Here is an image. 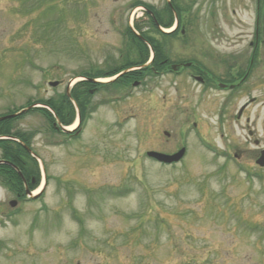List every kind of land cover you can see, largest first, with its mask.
Wrapping results in <instances>:
<instances>
[{"label": "rangeland", "instance_id": "1", "mask_svg": "<svg viewBox=\"0 0 264 264\" xmlns=\"http://www.w3.org/2000/svg\"><path fill=\"white\" fill-rule=\"evenodd\" d=\"M160 4L0 0V115L56 99L80 73L118 67L126 27L144 20L135 7ZM214 4L222 9L220 0L206 8ZM231 24L221 25L227 40L248 39ZM221 28L213 32L224 41ZM202 35L213 40L209 26ZM181 41L168 43L172 58L192 56ZM252 97L264 103L261 70L232 96L202 92L187 77H148L95 95L76 139L52 133L37 112L22 114L13 132L28 135L44 168L40 185L47 181L32 201L0 185V264H264V175L234 157L252 148L235 121ZM182 147L173 166L145 156Z\"/></svg>", "mask_w": 264, "mask_h": 264}, {"label": "flooded vegetation", "instance_id": "2", "mask_svg": "<svg viewBox=\"0 0 264 264\" xmlns=\"http://www.w3.org/2000/svg\"><path fill=\"white\" fill-rule=\"evenodd\" d=\"M157 1L161 2L158 7L144 5V20L131 32L133 36H135L134 33L137 34L136 38L146 48H152L150 41L153 40L160 54L145 58L142 56L134 62L135 65L132 68L139 67V69L123 76L127 81L132 79L129 82L130 88L143 85L148 78V73H151L155 78L187 77L200 87L202 92L220 91L232 96L241 92L250 80L258 76L260 70L264 74V0H220L222 6L220 10L215 9V4L212 9L206 8L208 3L211 5L212 0ZM215 1L213 0V3ZM166 6L173 11L174 25L169 35H163L161 31V28L170 22L165 16L168 12ZM230 7L231 11L228 14L226 11ZM151 10L158 17V21L153 19V24H150L146 15L152 17L149 13ZM243 14L248 17L246 22L240 19ZM218 22L220 25H217ZM231 23L244 29L248 33L246 36L248 39L244 41L227 40L226 30L229 27L234 28ZM221 25L227 29L223 30ZM207 26L210 27L213 38L210 41L202 37L203 30ZM218 27L222 29L224 41L216 39L213 31ZM164 37H168L169 40L164 41ZM175 39H181V42L191 50L192 56L187 59L172 58L168 53V43ZM132 42L136 43L130 36L128 44ZM134 84L138 85L134 87ZM68 85L67 82L64 95L67 94ZM99 93L105 94V91L93 85L87 90V95H81L83 99L81 106L85 111L91 106L92 98ZM88 96L91 97L88 98ZM250 109L252 114L249 113ZM235 121L244 122L245 126H240L241 130H246L244 141L252 145V148L241 151L237 155L238 159L242 156L246 157L254 163L255 174L264 175V166L256 165L261 157H264V103L259 102L257 97L250 98L237 111ZM1 156L0 154V159H2Z\"/></svg>", "mask_w": 264, "mask_h": 264}, {"label": "trees", "instance_id": "3", "mask_svg": "<svg viewBox=\"0 0 264 264\" xmlns=\"http://www.w3.org/2000/svg\"><path fill=\"white\" fill-rule=\"evenodd\" d=\"M155 19L158 21V17L154 15ZM152 21V20H151ZM172 21L167 23L165 26L169 27ZM135 41H138L135 37H133ZM152 45V49L155 52V56L159 55V51L154 43L153 40L150 41ZM132 56L139 58L144 56L147 57V49L146 47L141 43L138 42L137 45H135L132 49ZM134 64L130 63L127 66H132ZM118 72V69H115L114 71H110L107 76L114 75ZM105 74H101L99 72L89 75L92 78L95 77H103ZM82 85H86V83L82 82L78 84L73 92L71 93V99L76 103L77 108L81 114V119L84 117L83 109L81 108L79 104V97L81 93H84L85 90L90 87L87 86L85 88L79 89ZM114 90L120 88L119 83H113L111 84ZM65 102L53 100L51 102H45V101H39V103L44 104L48 106L55 114V116L58 118L59 122L66 126L70 125L74 119L75 116V110L68 98L63 97ZM36 112L40 113L42 116L47 118L49 122H53V117L43 109H38ZM12 113V112H11ZM16 120V119H15ZM14 119L6 120L0 122V137H6V136H13L20 142L24 143L26 146L29 145L28 143V137L25 134H21L19 132L12 133L13 123ZM0 149L2 151L3 158L7 161L14 164L20 173L22 174L23 178L27 182L28 190L32 191L35 189L38 185L39 181V171L36 162L29 157L27 152L23 149L22 146H20L17 143L11 142V141H0ZM0 176L3 177V183L4 185L13 193L15 194H22L24 192V187L22 184V180L19 178V176L13 171L10 170L8 167L1 166L0 167ZM35 178V184L31 186L29 184L31 178Z\"/></svg>", "mask_w": 264, "mask_h": 264}, {"label": "water", "instance_id": "4", "mask_svg": "<svg viewBox=\"0 0 264 264\" xmlns=\"http://www.w3.org/2000/svg\"><path fill=\"white\" fill-rule=\"evenodd\" d=\"M49 85L51 87H55L57 85V83H50ZM24 112L25 111H22V112H20L18 114H15V115L2 117V118H0V121L5 120V119L14 118V117H16V116H18L20 114H23ZM62 131L65 132V133H70V131H67L64 128H62ZM27 151L30 152L29 150H27ZM183 153H184V150L182 149L177 154H175L173 156H166V155H162V154H158V153H154V152L147 153V156L157 160L158 162L172 163V162L179 161L181 159V157L183 156ZM258 164L261 165V166L264 165V157L260 160V162ZM26 194L29 195L31 198H36L35 196H32V194L28 190H26ZM10 205H11V207H14L15 203L13 202Z\"/></svg>", "mask_w": 264, "mask_h": 264}, {"label": "bare ground", "instance_id": "5", "mask_svg": "<svg viewBox=\"0 0 264 264\" xmlns=\"http://www.w3.org/2000/svg\"><path fill=\"white\" fill-rule=\"evenodd\" d=\"M169 31V30H168ZM167 31V32H168ZM75 128V124H73L72 126H70L69 127V130H72V129H74ZM39 191V189H37L35 192H34V194H36L37 192Z\"/></svg>", "mask_w": 264, "mask_h": 264}]
</instances>
